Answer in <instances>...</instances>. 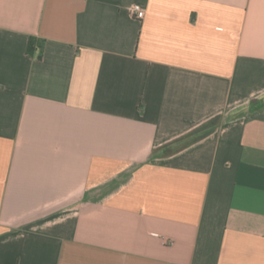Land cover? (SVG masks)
I'll return each mask as SVG.
<instances>
[{"label":"crops","instance_id":"1","mask_svg":"<svg viewBox=\"0 0 264 264\" xmlns=\"http://www.w3.org/2000/svg\"><path fill=\"white\" fill-rule=\"evenodd\" d=\"M0 264H264V0H0Z\"/></svg>","mask_w":264,"mask_h":264},{"label":"built area","instance_id":"2","mask_svg":"<svg viewBox=\"0 0 264 264\" xmlns=\"http://www.w3.org/2000/svg\"><path fill=\"white\" fill-rule=\"evenodd\" d=\"M129 12H130L131 16H133L134 18L139 19V20L143 19L144 14H145L144 9L138 4L133 5L129 9Z\"/></svg>","mask_w":264,"mask_h":264},{"label":"trees","instance_id":"3","mask_svg":"<svg viewBox=\"0 0 264 264\" xmlns=\"http://www.w3.org/2000/svg\"><path fill=\"white\" fill-rule=\"evenodd\" d=\"M32 51H33V41L32 39H29L28 52L32 53Z\"/></svg>","mask_w":264,"mask_h":264}]
</instances>
